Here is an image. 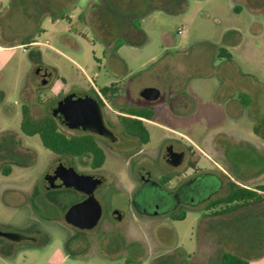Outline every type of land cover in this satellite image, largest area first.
<instances>
[{
    "label": "rangeland",
    "instance_id": "1",
    "mask_svg": "<svg viewBox=\"0 0 264 264\" xmlns=\"http://www.w3.org/2000/svg\"><path fill=\"white\" fill-rule=\"evenodd\" d=\"M112 81L120 102L159 87L155 121L177 130L201 167L227 171L229 193L264 185V0H0V229L37 239L0 236V264H220L224 252L264 264V198L211 218L203 205L183 219L138 213L131 167L115 165L112 149L97 170L98 224L65 220L82 191L49 187L56 154L22 131L23 105L52 115L70 89Z\"/></svg>",
    "mask_w": 264,
    "mask_h": 264
},
{
    "label": "flooded vegetation",
    "instance_id": "2",
    "mask_svg": "<svg viewBox=\"0 0 264 264\" xmlns=\"http://www.w3.org/2000/svg\"><path fill=\"white\" fill-rule=\"evenodd\" d=\"M38 73L42 79L44 77L49 78L51 75L48 68L39 69ZM119 89L115 85V81H112L102 86L93 85L91 88L76 86L59 97L58 101L70 94H88L92 96L100 108L102 125L77 127L56 117L53 112L52 115L57 119L61 130L64 132L66 131L62 127L77 132L68 134H81L91 137L97 146L103 150L105 154L104 162L107 159V150L112 149L115 165H130L131 170L126 174V177L133 181L130 201L138 213L142 212L138 208V204L142 200H167L170 194L185 185L187 187L183 191V200L177 206L167 211L148 215L172 214L185 209L196 208L200 205H203L204 210L209 211L213 206L211 203L225 198L229 194L228 191L231 185L228 178L232 177L227 171L218 165L215 169L201 167L197 158L194 157L196 154L194 147L185 143L177 130L162 126L155 121L157 113L155 112L154 102L158 99H147L140 92L144 101L137 102L128 99L120 102L119 100L125 97L119 94ZM115 107L119 110H116ZM150 123L154 124L153 128L149 126ZM155 127H161L164 131L157 133ZM143 145L145 148L141 147ZM54 153L56 154L54 163L57 166L64 163L75 169L71 157H81L92 168V171L81 173L100 175L103 181L98 187L105 182L106 176L97 171L103 166L104 162L101 166H94L91 152L86 151L81 155ZM116 180L122 185L121 176L115 177V193L117 194L122 186L117 187ZM238 185L242 186L237 182L236 186ZM222 190L223 193L217 195ZM226 193L228 194L225 195ZM82 194V200L88 196L85 192H82ZM192 199H198V202L192 203ZM120 211V209L115 208V215L119 216ZM23 240L36 241L37 239L27 236L17 241Z\"/></svg>",
    "mask_w": 264,
    "mask_h": 264
},
{
    "label": "water",
    "instance_id": "3",
    "mask_svg": "<svg viewBox=\"0 0 264 264\" xmlns=\"http://www.w3.org/2000/svg\"><path fill=\"white\" fill-rule=\"evenodd\" d=\"M46 81L47 77H44L42 82ZM141 94L147 99L155 100L159 98L161 91L156 86H147L142 89ZM53 114L77 127L102 125L100 108L96 100L88 94H70L66 96L57 103L53 109ZM102 181L103 178L100 175L80 173L74 167L64 163L54 168L52 175L49 177V187H73L88 195L85 199L74 203L67 209L65 220L68 223L81 229H92L98 224L102 216V205L96 197L95 190ZM186 187L187 185L170 194L167 200L144 199L138 204V208L147 214L167 211L183 200L182 195ZM196 202H198V199H192V203ZM0 236L14 240L27 237L21 233L1 229Z\"/></svg>",
    "mask_w": 264,
    "mask_h": 264
},
{
    "label": "trees",
    "instance_id": "4",
    "mask_svg": "<svg viewBox=\"0 0 264 264\" xmlns=\"http://www.w3.org/2000/svg\"><path fill=\"white\" fill-rule=\"evenodd\" d=\"M34 40H23L21 43H31ZM222 54L226 51L221 48ZM152 113V112H151ZM21 129L27 135H39L43 145L56 153H70L81 155L84 152H91L93 155V165L101 166L105 159V154L101 148L91 139L81 134H68L61 130L57 119L53 115L43 117L32 116L29 106L23 105ZM258 129L256 128V132ZM5 173H10L7 167ZM264 198V185L252 188L249 186H235L230 193L222 199L211 203L213 206L208 211V215H217L234 211L245 205L259 202ZM174 219H183L186 211L182 210L170 214ZM220 264H249V261L237 254L226 252L223 254Z\"/></svg>",
    "mask_w": 264,
    "mask_h": 264
},
{
    "label": "crops",
    "instance_id": "5",
    "mask_svg": "<svg viewBox=\"0 0 264 264\" xmlns=\"http://www.w3.org/2000/svg\"><path fill=\"white\" fill-rule=\"evenodd\" d=\"M126 23H127L128 25L132 24V25H134V27H135V20H133V19H128ZM41 28H43V27H41ZM41 30H43V29H41ZM165 37H166L167 39H170V38H171V37H170L169 35H167V34H165ZM38 43H39V41H37V40H35V39H34L33 42H31V44H38ZM21 44H23V43H21ZM24 44H27V43H24ZM28 44H29V43H28ZM117 45H118V43L115 44V49H116V50L119 49V47H117ZM224 49L226 50V51L224 52L225 56L231 58V57H232V53H231L226 47H224ZM238 209H240V208H238ZM238 209H236V210H238ZM236 210H234V211H236ZM234 211L227 212V213H223V214H217V215H208V214H204V215H205L207 218H211V217H217V216H222V215H225V214H229V213H232V212H234ZM224 253H226V252H224ZM224 253H223V254H224ZM223 254H222V256H223ZM222 256H221V259H222Z\"/></svg>",
    "mask_w": 264,
    "mask_h": 264
}]
</instances>
